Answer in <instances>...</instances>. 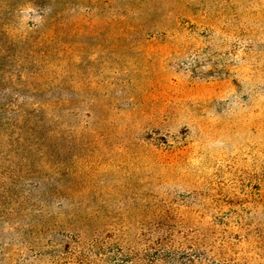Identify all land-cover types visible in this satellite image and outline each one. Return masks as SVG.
Returning a JSON list of instances; mask_svg holds the SVG:
<instances>
[{"label": "rangeland", "instance_id": "1", "mask_svg": "<svg viewBox=\"0 0 264 264\" xmlns=\"http://www.w3.org/2000/svg\"><path fill=\"white\" fill-rule=\"evenodd\" d=\"M48 3L40 22L0 0V73H25L19 106L60 107L65 138L52 181L30 195L20 173L10 199L0 141V264H264V0Z\"/></svg>", "mask_w": 264, "mask_h": 264}, {"label": "trees", "instance_id": "2", "mask_svg": "<svg viewBox=\"0 0 264 264\" xmlns=\"http://www.w3.org/2000/svg\"><path fill=\"white\" fill-rule=\"evenodd\" d=\"M48 2L49 0H30V9L37 10L40 22L46 21L50 16L51 6H49ZM41 27H44V25H33L30 27V85H33L30 88V100L37 96L42 97L45 94V91L41 90L36 84L38 82H34L38 78H43L45 73L42 66L46 53V42L43 39L38 41L37 38L32 36V31H37ZM18 72V69L8 67L2 69L0 73V84L2 85L0 88V127L2 131L0 141L1 156L3 157L1 191L4 192V197L8 199L13 195L10 193L11 190L25 181V179V186L27 187L25 191L29 192L30 190V195L52 181V178L50 179L47 176V158L53 154L60 156V153L63 152L61 143L64 144L65 141L64 131L60 129L62 120L59 113L60 107L50 113L49 109L41 101V103L30 105V109L23 108L17 104L19 97L18 92L13 89L14 83L15 81H22L25 76V73L17 74ZM5 85H8V87ZM57 111L58 113H55ZM71 114L75 116L74 112H71ZM52 137H55L56 144L48 149L46 141ZM67 148L70 149L68 144H66ZM29 158L30 164L27 163ZM60 163L61 161H57L56 165H54L56 169H52L56 173L61 169L62 164ZM20 173H24L25 176L30 174V179H27V176L23 179ZM54 180H57V177ZM14 195L16 196V193ZM34 198V201L30 199V214L42 215L44 212L43 208L40 204H36L40 198ZM5 204L6 206L2 209V212L9 213L14 209L15 203L8 201ZM192 259L189 258V264H203L201 260Z\"/></svg>", "mask_w": 264, "mask_h": 264}]
</instances>
